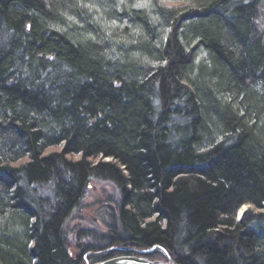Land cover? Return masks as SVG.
Returning <instances> with one entry per match:
<instances>
[{
	"label": "trees",
	"instance_id": "trees-1",
	"mask_svg": "<svg viewBox=\"0 0 264 264\" xmlns=\"http://www.w3.org/2000/svg\"><path fill=\"white\" fill-rule=\"evenodd\" d=\"M163 1L0 0V264H264V0Z\"/></svg>",
	"mask_w": 264,
	"mask_h": 264
},
{
	"label": "rangeland",
	"instance_id": "rangeland-1",
	"mask_svg": "<svg viewBox=\"0 0 264 264\" xmlns=\"http://www.w3.org/2000/svg\"><path fill=\"white\" fill-rule=\"evenodd\" d=\"M173 6V5H172ZM62 148L57 147H50L45 151V155L54 153V152H61ZM68 159L77 161L80 159L79 155H70L68 156ZM101 158H97L95 160H92V162L97 163ZM28 161L27 158L21 159L19 162L14 164L13 166H19ZM105 162H114L110 158L103 159ZM117 194L114 189V187L105 182L100 181H92L90 184V187L88 188L87 195L85 199L83 200L81 206L75 210L69 219L67 220L65 224L66 229V236L68 239L69 247H70V255L73 260L78 259V257L82 254V250L78 248L79 241H77V233L82 230L86 229L87 231L94 232L97 234H104L106 232V229L104 227V221L106 220V214L108 212V208L110 206H113L112 202L116 200ZM245 206V207H244ZM241 207L243 209L237 212V218L236 220L239 221L242 219V216L245 214V212L248 210H254V208L249 205H244ZM83 241V240H81ZM91 240L83 241L84 244L87 242H90ZM81 248H83V245H80ZM156 248H150L147 250H143L141 252H147V251H154ZM160 250V249H159ZM150 251V253L152 252ZM132 254L137 253L138 251L132 250ZM87 260L86 258L83 260L84 263L81 264H88L87 261L89 259L94 260L96 253L93 252H87ZM147 254V253H145ZM137 255V254H136ZM116 257H119L118 255ZM113 257V258H116ZM143 258V257H141ZM143 259H147L148 261L152 262L153 264H174L171 260V257L168 253H166L164 250H160L150 258L144 257ZM91 261V260H89ZM103 260H99L96 263L89 262L91 264H99Z\"/></svg>",
	"mask_w": 264,
	"mask_h": 264
},
{
	"label": "bare ground",
	"instance_id": "bare-ground-1",
	"mask_svg": "<svg viewBox=\"0 0 264 264\" xmlns=\"http://www.w3.org/2000/svg\"><path fill=\"white\" fill-rule=\"evenodd\" d=\"M163 6H165L166 8H177L178 7V5H179V1H172V0H165V1H163ZM173 5V6H172ZM250 206V205H249ZM245 207V206H244ZM251 207V206H250ZM242 209V208H241ZM240 209V210H241ZM242 211H243V209H242ZM250 211V210H249ZM248 212V210L245 212V213H247ZM253 212H256V209L254 208V210H253ZM252 212V213H253ZM245 215V214H244ZM243 215V216H244ZM242 216V217H243ZM82 244H84V243H82ZM108 248V252H110V251H112L115 247H113V246H110V247H107ZM131 254H129V255H125V254H123V255H120L119 257H133V258H141L142 257V252L141 251H138L137 253H135V254H132V252H130ZM147 253H149V252H147ZM137 254V255H136ZM111 258H107V259H104L102 262H100L99 264H101V263H103V262H105V261H108V260H110Z\"/></svg>",
	"mask_w": 264,
	"mask_h": 264
},
{
	"label": "water",
	"instance_id": "water-1",
	"mask_svg": "<svg viewBox=\"0 0 264 264\" xmlns=\"http://www.w3.org/2000/svg\"><path fill=\"white\" fill-rule=\"evenodd\" d=\"M101 264H153V263L143 258L116 257V258H111L110 260L105 261Z\"/></svg>",
	"mask_w": 264,
	"mask_h": 264
}]
</instances>
